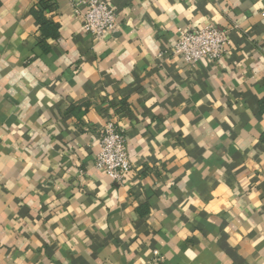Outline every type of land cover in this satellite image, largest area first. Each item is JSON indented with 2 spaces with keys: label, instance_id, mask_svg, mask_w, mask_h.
Here are the masks:
<instances>
[{
  "label": "crops",
  "instance_id": "crops-1",
  "mask_svg": "<svg viewBox=\"0 0 264 264\" xmlns=\"http://www.w3.org/2000/svg\"><path fill=\"white\" fill-rule=\"evenodd\" d=\"M81 1L0 0V264H264V0H106L103 40ZM207 25L222 59L172 52Z\"/></svg>",
  "mask_w": 264,
  "mask_h": 264
},
{
  "label": "built area",
  "instance_id": "built-area-1",
  "mask_svg": "<svg viewBox=\"0 0 264 264\" xmlns=\"http://www.w3.org/2000/svg\"><path fill=\"white\" fill-rule=\"evenodd\" d=\"M85 10L77 7L76 17L83 28L95 39L103 40L119 28L116 8L106 0H82ZM228 30L216 25H207L199 29H180L177 42L172 48L191 65L208 59L217 61L228 54ZM111 114L101 130L100 151L95 159V166L112 177L116 182H123L125 173L133 168L129 156L126 136Z\"/></svg>",
  "mask_w": 264,
  "mask_h": 264
},
{
  "label": "trees",
  "instance_id": "trees-1",
  "mask_svg": "<svg viewBox=\"0 0 264 264\" xmlns=\"http://www.w3.org/2000/svg\"><path fill=\"white\" fill-rule=\"evenodd\" d=\"M41 20H42L43 30L45 32L44 36H49L48 33L52 32L53 28H55V25L52 22L46 21L45 18H43V16H41ZM45 25H48V28H46ZM49 29L52 30L50 31Z\"/></svg>",
  "mask_w": 264,
  "mask_h": 264
}]
</instances>
